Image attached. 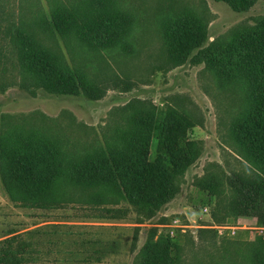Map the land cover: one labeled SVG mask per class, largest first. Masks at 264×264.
Instances as JSON below:
<instances>
[{
    "label": "rangeland",
    "instance_id": "374dc122",
    "mask_svg": "<svg viewBox=\"0 0 264 264\" xmlns=\"http://www.w3.org/2000/svg\"><path fill=\"white\" fill-rule=\"evenodd\" d=\"M112 6L115 25L95 27L108 23L103 10ZM181 14L202 25L201 49L224 48L259 26L264 0L240 12L214 0H0V140L5 131L35 132L62 162L77 164L127 154L131 140L145 136L153 161L159 129L150 134L143 118L164 128L182 119L196 152L177 195L152 214L108 193L103 202L82 197L61 180L45 206L23 207L0 179V246L14 236L13 251L30 264H144L147 240L164 236L176 264H256L264 199L248 187L233 193L249 177L264 191V168L246 159L233 134L250 108V86L239 67L227 82L197 56L200 49L184 58L165 46L163 23ZM70 15L76 23L64 24ZM23 32L83 75L87 91L56 95L28 78Z\"/></svg>",
    "mask_w": 264,
    "mask_h": 264
},
{
    "label": "trees",
    "instance_id": "16d2710c",
    "mask_svg": "<svg viewBox=\"0 0 264 264\" xmlns=\"http://www.w3.org/2000/svg\"><path fill=\"white\" fill-rule=\"evenodd\" d=\"M214 1H223L236 12L247 10L254 3V0ZM89 5L86 4V7ZM103 11L108 15V23L94 22L95 27L115 25L118 20L115 7ZM59 18L65 19L63 16ZM63 23L75 24L76 18L70 15L69 20ZM163 38L165 46L184 58L200 49L197 56L208 63L210 70L226 77L227 82L237 80L236 68L241 69L250 86V108L239 115L233 134L246 150V159L264 168V19L257 28L240 35L237 44L229 43L224 48L215 46L201 49L204 43L202 25L187 14L165 21ZM104 39L111 41L108 35ZM19 42L21 61L28 78L33 79L39 88L61 96H77L82 90L87 91L89 83L83 75L69 70L51 51L39 47L28 33H20ZM142 122L149 133L155 128L159 129L157 156L153 161L149 157L150 137L133 138L127 147V154L111 157L98 155L95 159L74 164L62 162L56 146L38 133L5 131L0 140V179L10 201L29 208L45 206L61 180L65 186L72 185L77 189L82 197L103 202L104 195L108 193L112 199L126 200L141 211L157 212L179 192L180 181L194 162L196 152L194 142L185 138L188 125L184 120H172L173 125H165V128L160 123L154 126L144 118ZM245 187L264 199L262 184L253 183L252 177L243 181L242 188H236L237 191L233 193L237 195ZM94 189L99 191L94 193ZM107 212L111 210L107 209ZM13 239L14 236L3 240L0 264H30L13 251ZM26 246L30 247L31 244L26 243L23 248ZM252 246L251 259L256 264H264V240ZM172 249L169 237L148 239L142 249L144 264H176ZM77 264L91 263L88 260L87 263Z\"/></svg>",
    "mask_w": 264,
    "mask_h": 264
}]
</instances>
